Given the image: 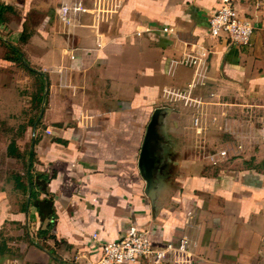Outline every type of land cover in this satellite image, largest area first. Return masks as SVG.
<instances>
[{
  "label": "crops",
  "instance_id": "obj_1",
  "mask_svg": "<svg viewBox=\"0 0 264 264\" xmlns=\"http://www.w3.org/2000/svg\"><path fill=\"white\" fill-rule=\"evenodd\" d=\"M221 1L117 0L108 21L84 13L68 26L61 0H0V79L14 90L27 63L48 83L38 86L34 143L48 181L33 196L28 163L0 174V233L23 236L22 258L0 260L95 264L101 244L133 222L154 245L189 234L195 264H264V0H231L254 27L249 45L209 35ZM197 53L203 77L189 88L196 72L179 61ZM161 107L171 112L159 117L152 204L138 157ZM223 149L227 157L212 163L209 155Z\"/></svg>",
  "mask_w": 264,
  "mask_h": 264
},
{
  "label": "built area",
  "instance_id": "obj_2",
  "mask_svg": "<svg viewBox=\"0 0 264 264\" xmlns=\"http://www.w3.org/2000/svg\"><path fill=\"white\" fill-rule=\"evenodd\" d=\"M117 0H93V7H86L82 0H61L59 5V18L68 25L73 26L81 21L84 13L93 14L95 23L108 21L118 8ZM162 31L166 34L172 32L170 26H165ZM254 27L248 17L241 15L231 0H222L220 6L209 16L208 32L211 37H224L232 44L249 45ZM100 47V43L97 42ZM179 63L192 66L196 78L188 85L193 87L199 82L205 61L197 54H187ZM197 79V80H196ZM164 92L175 97H186L185 94L164 89ZM197 119L194 123H197ZM47 133L50 130L46 129ZM228 150H219L210 154L212 163H217L227 157ZM188 219L192 217L191 211L187 213ZM191 222L186 220L185 224ZM264 244V232L260 238ZM196 246L189 234L183 233L173 240H165L159 245H154L150 231L136 223L126 225L121 235L114 240H106L100 246V256L95 264H195ZM0 264H19L14 258L0 260Z\"/></svg>",
  "mask_w": 264,
  "mask_h": 264
},
{
  "label": "rangeland",
  "instance_id": "obj_3",
  "mask_svg": "<svg viewBox=\"0 0 264 264\" xmlns=\"http://www.w3.org/2000/svg\"><path fill=\"white\" fill-rule=\"evenodd\" d=\"M23 66V64H20V67H17L18 71L15 72L16 86L14 90L10 87L6 88V77L0 79V84L4 85L3 92H0V167L1 170L2 168L5 170V172L0 174L3 177H8L11 172L17 170L22 172L31 157V175H33L36 183L39 172L37 168L40 162L34 152V143L37 144L40 138L39 132L41 129L39 127H42L39 126L38 117L41 116L43 108V106L38 104V86L42 85V87H45L48 83L47 80L31 74ZM7 103H14V112L7 111ZM10 146H14L15 152L13 154L7 150ZM31 149L33 153L29 154ZM26 196L25 192H20L16 199L24 202ZM25 226L22 225L20 227L25 228ZM22 238L21 233L19 235H9L1 232L0 258L3 259L10 256L22 258V252L17 246L18 241H21ZM24 239L26 242L29 241L28 238L24 237Z\"/></svg>",
  "mask_w": 264,
  "mask_h": 264
},
{
  "label": "water",
  "instance_id": "obj_4",
  "mask_svg": "<svg viewBox=\"0 0 264 264\" xmlns=\"http://www.w3.org/2000/svg\"><path fill=\"white\" fill-rule=\"evenodd\" d=\"M170 112L171 110L165 107L156 108L153 111L151 119L147 124L138 157V168L141 176L146 182L145 193L152 204H154L157 194L154 185V175L159 162L155 148V144L159 137V117L164 113Z\"/></svg>",
  "mask_w": 264,
  "mask_h": 264
},
{
  "label": "trees",
  "instance_id": "obj_5",
  "mask_svg": "<svg viewBox=\"0 0 264 264\" xmlns=\"http://www.w3.org/2000/svg\"><path fill=\"white\" fill-rule=\"evenodd\" d=\"M24 67H25L30 73H37L36 70L30 68V67L28 66L27 63H24ZM13 147H14V146H10V147L8 148V150H9L10 153L14 151V148H13ZM32 153H33V150L31 149L30 152H29V154H32ZM31 165H32V161H31V157H30V159H29V161H28V168H29V169L27 170L28 179H29L28 183H29V185H30V191L32 190L33 186H37V187H38V190H36V191H34V192H31V195H33V196H37L38 193H39V190H41V191L45 190V185H46V182L48 181V178H47L46 175H44L43 173H38V174H37L38 182L36 183V185L33 184L32 178L29 176V175H30V174H29V170H30V168H31ZM19 181H20L19 178L16 177V186H17L18 188H19V187H22V183H20ZM23 187H24V186H23Z\"/></svg>",
  "mask_w": 264,
  "mask_h": 264
}]
</instances>
